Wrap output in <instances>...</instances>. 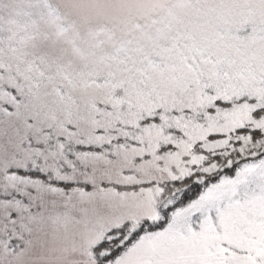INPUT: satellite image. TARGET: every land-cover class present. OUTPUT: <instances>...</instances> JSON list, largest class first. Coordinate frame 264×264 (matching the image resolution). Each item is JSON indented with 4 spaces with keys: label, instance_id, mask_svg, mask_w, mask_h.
<instances>
[{
    "label": "snow or ice",
    "instance_id": "obj_1",
    "mask_svg": "<svg viewBox=\"0 0 264 264\" xmlns=\"http://www.w3.org/2000/svg\"><path fill=\"white\" fill-rule=\"evenodd\" d=\"M0 264H264V0H0Z\"/></svg>",
    "mask_w": 264,
    "mask_h": 264
}]
</instances>
